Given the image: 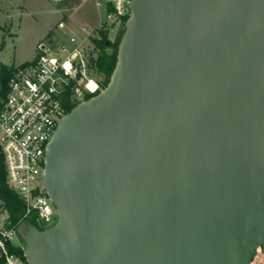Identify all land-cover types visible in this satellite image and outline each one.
I'll use <instances>...</instances> for the list:
<instances>
[{"label":"water","instance_id":"water-1","mask_svg":"<svg viewBox=\"0 0 264 264\" xmlns=\"http://www.w3.org/2000/svg\"><path fill=\"white\" fill-rule=\"evenodd\" d=\"M109 82L60 120L58 219L28 264H249L264 253V0H129Z\"/></svg>","mask_w":264,"mask_h":264},{"label":"built area","instance_id":"built-area-1","mask_svg":"<svg viewBox=\"0 0 264 264\" xmlns=\"http://www.w3.org/2000/svg\"><path fill=\"white\" fill-rule=\"evenodd\" d=\"M128 3L105 0L106 20L99 26L120 24L129 14ZM92 32L86 28L81 39L71 36L69 43H38L32 60L14 65L7 93L0 94V147L7 183L23 202L18 223L27 221L44 229L58 219L44 188L46 147L68 113L67 100L77 104L103 88L85 50ZM17 224L0 199V264H28L20 254L24 247Z\"/></svg>","mask_w":264,"mask_h":264},{"label":"rangeland","instance_id":"rangeland-1","mask_svg":"<svg viewBox=\"0 0 264 264\" xmlns=\"http://www.w3.org/2000/svg\"><path fill=\"white\" fill-rule=\"evenodd\" d=\"M105 20V0H0V63L19 65L32 60L38 43H69L71 36L79 40L86 28H108L114 39L120 24L100 27ZM87 44L90 58L94 44ZM249 264H264V253L258 250Z\"/></svg>","mask_w":264,"mask_h":264},{"label":"trees","instance_id":"trees-1","mask_svg":"<svg viewBox=\"0 0 264 264\" xmlns=\"http://www.w3.org/2000/svg\"><path fill=\"white\" fill-rule=\"evenodd\" d=\"M129 14H127L121 21L117 29L114 39L109 37L108 28L95 27L93 29L91 40L94 44L93 55L90 56L89 61L95 70L96 77L100 80L102 87L109 82L111 73L114 69L117 60L118 43L124 31L125 21ZM14 69V65H7L0 63V94H6L8 90V81ZM92 95L88 94L87 98ZM76 105L75 101L67 100V111L69 112ZM6 167L3 160L0 147V199L4 202L6 209L9 212L10 218L14 224L19 221V215L23 208V202L19 198L16 191L7 183ZM20 254L26 261L23 249ZM27 262V261H26Z\"/></svg>","mask_w":264,"mask_h":264},{"label":"crops","instance_id":"crops-1","mask_svg":"<svg viewBox=\"0 0 264 264\" xmlns=\"http://www.w3.org/2000/svg\"><path fill=\"white\" fill-rule=\"evenodd\" d=\"M96 26V25H95ZM95 26H93V27H95ZM3 64H5L4 62H2ZM8 65V64H7Z\"/></svg>","mask_w":264,"mask_h":264}]
</instances>
